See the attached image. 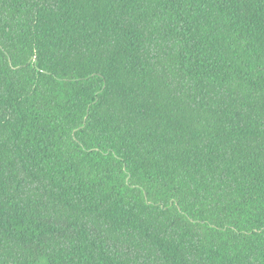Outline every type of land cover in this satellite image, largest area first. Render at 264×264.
<instances>
[{
    "label": "trees",
    "instance_id": "1",
    "mask_svg": "<svg viewBox=\"0 0 264 264\" xmlns=\"http://www.w3.org/2000/svg\"><path fill=\"white\" fill-rule=\"evenodd\" d=\"M0 264H264V0H0Z\"/></svg>",
    "mask_w": 264,
    "mask_h": 264
}]
</instances>
